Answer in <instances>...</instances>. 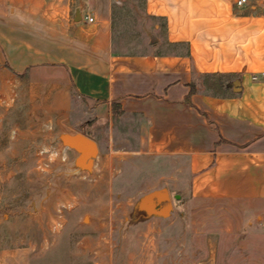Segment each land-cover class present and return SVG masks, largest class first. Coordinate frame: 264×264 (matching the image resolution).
<instances>
[{
  "label": "crops",
  "instance_id": "obj_1",
  "mask_svg": "<svg viewBox=\"0 0 264 264\" xmlns=\"http://www.w3.org/2000/svg\"><path fill=\"white\" fill-rule=\"evenodd\" d=\"M237 1L0 0V72L109 171L138 160L152 208L186 201L180 264H220V247L264 263V0Z\"/></svg>",
  "mask_w": 264,
  "mask_h": 264
},
{
  "label": "rangeland",
  "instance_id": "obj_2",
  "mask_svg": "<svg viewBox=\"0 0 264 264\" xmlns=\"http://www.w3.org/2000/svg\"><path fill=\"white\" fill-rule=\"evenodd\" d=\"M5 77L0 72V264H180V229L190 220L178 209L186 201L171 199L174 215L152 208L138 160L120 155L111 172L100 153H78L68 120L34 88ZM234 251L220 247L232 259L220 264H264L243 263Z\"/></svg>",
  "mask_w": 264,
  "mask_h": 264
},
{
  "label": "water",
  "instance_id": "obj_3",
  "mask_svg": "<svg viewBox=\"0 0 264 264\" xmlns=\"http://www.w3.org/2000/svg\"><path fill=\"white\" fill-rule=\"evenodd\" d=\"M71 144L74 148H78L86 152L89 156H94L97 153L96 144L84 136H81V135L75 136ZM165 195H166L165 193L157 194L155 197V201L162 202L166 200ZM176 198H178V196Z\"/></svg>",
  "mask_w": 264,
  "mask_h": 264
},
{
  "label": "built area",
  "instance_id": "obj_4",
  "mask_svg": "<svg viewBox=\"0 0 264 264\" xmlns=\"http://www.w3.org/2000/svg\"><path fill=\"white\" fill-rule=\"evenodd\" d=\"M248 3V0H238L237 1V5L238 6H243V5H246ZM86 19H87V21L89 22V23H93L94 22V18H92V17H86Z\"/></svg>",
  "mask_w": 264,
  "mask_h": 264
}]
</instances>
